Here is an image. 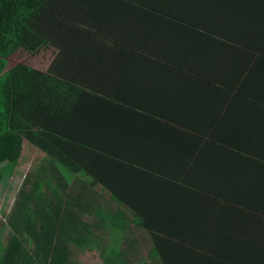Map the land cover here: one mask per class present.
<instances>
[{"label": "trees", "instance_id": "1", "mask_svg": "<svg viewBox=\"0 0 264 264\" xmlns=\"http://www.w3.org/2000/svg\"><path fill=\"white\" fill-rule=\"evenodd\" d=\"M62 1L65 0H0V198L6 181L19 166L25 141L47 156L26 175L12 213H3L0 264H78L72 257L84 251L100 252L106 264H264V187L258 190L257 201L254 198L261 208L258 216L228 207L219 209L224 225L218 222L212 228H204L201 221L193 220L192 213H182L187 217L175 219L172 224H177L176 228L146 227L151 244L129 235L132 223L139 225L138 215H153L133 213L132 207L139 211L153 201L151 198L139 199L138 194H123L120 189L110 196V202L123 205L127 212L118 208L116 213L107 211L108 195L100 185L108 191L110 182L103 175L99 177V169L108 160H115L114 151L122 152L117 146L130 142L131 148L139 146L150 134L145 130L117 131L113 136L112 132L102 130L107 128L102 123L112 126L118 122L122 124L120 129L129 119L120 115L121 109L116 107L117 101L111 99L109 91L111 88L113 94L122 91L125 95L123 85L109 84L112 72L103 83L96 84L78 83L79 72L71 80L67 72L46 73L24 62L8 68L10 57L19 49L39 51L42 47L60 46L57 43L63 38L74 46L82 38V25H78L76 17L57 15ZM121 1L142 8L132 0ZM155 2L162 8L186 14L191 27L208 25L220 42L209 37L207 52L217 56L220 50L228 63L222 71L221 64L216 62L220 65L216 75L236 80L240 98L251 97L242 107L247 116L237 117L232 134L224 137L218 132L217 127L222 125L226 133V116H216L205 121L206 126H196L203 131L200 135L204 141L191 148L188 155L196 160H240L253 159L252 153L262 166L256 183L264 185V0ZM187 4H194L197 9L184 8ZM227 41L240 45V72L229 66L236 58L229 46L223 48ZM57 64L59 55L55 54L51 65L57 69ZM186 69L194 72L195 78L192 64L186 65ZM199 78L206 82L205 76ZM189 103L202 106L206 103L205 91L193 86L189 101L180 100L175 108L183 112ZM161 119L180 124L190 120L181 115ZM91 126H96L97 132H92ZM112 139L116 145H112ZM82 175L92 177L91 181L83 182ZM229 181L233 185V180ZM241 220L245 224L236 223ZM253 222L259 232L250 228ZM176 230L201 231L202 242H168L170 233ZM168 249L174 250L168 253Z\"/></svg>", "mask_w": 264, "mask_h": 264}, {"label": "crops", "instance_id": "2", "mask_svg": "<svg viewBox=\"0 0 264 264\" xmlns=\"http://www.w3.org/2000/svg\"><path fill=\"white\" fill-rule=\"evenodd\" d=\"M132 1L141 4L142 8L121 0L60 2L61 12L57 11V15L76 17L78 25H82L83 36L74 46L64 42L68 41L67 38L59 39L61 43H57L60 46L55 51L59 55L57 69L51 65L54 58L44 59L46 73L59 70L60 75L67 72L70 74L67 77L74 80L79 72L81 80L78 83H103L112 72L109 84L123 85L126 93L116 91L113 94L110 88L111 99L117 101L120 115L129 119L120 129L118 127L122 124L118 122L112 123V126L108 122L102 123L107 126L102 130L112 132L113 136L118 132L139 130L150 133L139 146L131 148V142L125 143L126 146H117L122 152L114 151L117 156L112 155V158L115 160H108L107 164H102L106 169H99V177L103 175L110 182L105 193L108 195L109 211L116 213L118 208L127 212L123 205L113 200V203L110 202V196L120 189H123V194L136 193L139 199L146 196L145 200H153L139 211L132 207L133 213L153 215L149 218L138 215L139 225L132 223L131 236L135 229L148 232L146 227L176 228L177 224L172 222L187 217L182 213H192L193 220L201 221L204 228H212L218 222L223 224L219 209L235 207L237 209L234 210L249 211L258 216L261 208L254 203V198L257 201L258 190L264 187L256 183L260 180L261 160H255L252 153L253 159L242 157L240 160L234 157L196 160L188 155L191 148L204 141L200 135L203 131L196 126H206L205 121L226 116V133L222 125L217 127L220 135L225 137L235 131L238 116H247L242 107L251 97L240 98L236 80L216 75L220 68L216 62L221 64L223 71L228 65L226 56L220 50L217 56H211L206 50L209 37L218 42L220 38L213 37L208 25L202 28L189 26L186 14L174 12L170 7L162 8L155 0ZM184 8L195 10L197 6L187 4ZM163 9L166 11L161 12ZM227 43L224 42L223 48L229 46V52L236 58L229 66L240 72L237 58L240 45L232 41ZM82 59L84 63H79ZM189 64L195 69V78L192 77L194 72L186 69ZM202 75L206 82L199 78ZM193 86L205 91L206 103L200 107L189 103L187 109L178 112L176 102H188ZM254 111L259 113L256 109ZM174 115L190 120L180 124L161 119ZM151 123L154 124L148 126ZM91 127L92 132H97L96 126ZM79 131H82L81 126ZM111 143L116 145L113 139ZM27 144L25 141L24 149ZM229 180H233V185ZM192 195L200 199H194ZM224 223L226 226V216ZM236 223L245 224V221ZM250 228L258 231L254 222ZM201 238V231L181 233L176 230L174 234L170 233L168 242H200ZM141 242L151 244L150 233L149 238Z\"/></svg>", "mask_w": 264, "mask_h": 264}, {"label": "rangeland", "instance_id": "3", "mask_svg": "<svg viewBox=\"0 0 264 264\" xmlns=\"http://www.w3.org/2000/svg\"><path fill=\"white\" fill-rule=\"evenodd\" d=\"M57 48L59 47L55 45L42 47L39 51L19 49L10 57L8 68L16 63L24 62L43 71L47 67L44 59L46 57L53 59ZM46 157L38 148H33L31 144L26 145L19 166L16 167L14 174L9 177L3 188V197L0 198V220L3 213L6 215L12 213L14 201L22 189L23 182L26 181V175H28L36 163H42ZM80 179L87 183L91 181L92 177L82 175ZM100 187L102 192L107 191L103 186L100 185ZM133 237H137L140 241H146L149 238V233L145 229H135ZM72 258L78 264H106L101 253L97 251L79 252L77 256L73 255Z\"/></svg>", "mask_w": 264, "mask_h": 264}]
</instances>
